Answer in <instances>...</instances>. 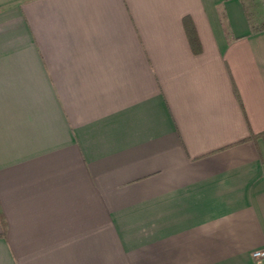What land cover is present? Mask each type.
<instances>
[{
	"label": "crops",
	"instance_id": "obj_1",
	"mask_svg": "<svg viewBox=\"0 0 264 264\" xmlns=\"http://www.w3.org/2000/svg\"><path fill=\"white\" fill-rule=\"evenodd\" d=\"M260 247L264 28L243 0H0V264Z\"/></svg>",
	"mask_w": 264,
	"mask_h": 264
},
{
	"label": "trees",
	"instance_id": "obj_2",
	"mask_svg": "<svg viewBox=\"0 0 264 264\" xmlns=\"http://www.w3.org/2000/svg\"><path fill=\"white\" fill-rule=\"evenodd\" d=\"M243 2H244V7L246 10L248 22L250 24V29L252 31H255V30L264 28V20H258L257 18L258 15H257V11L255 8L258 2L255 0H243ZM185 25H186V29H187L190 41L192 42V44H196L197 40H196L193 27L191 26L190 22L187 20H185Z\"/></svg>",
	"mask_w": 264,
	"mask_h": 264
},
{
	"label": "built area",
	"instance_id": "obj_3",
	"mask_svg": "<svg viewBox=\"0 0 264 264\" xmlns=\"http://www.w3.org/2000/svg\"><path fill=\"white\" fill-rule=\"evenodd\" d=\"M254 257H264V247L256 248L252 251Z\"/></svg>",
	"mask_w": 264,
	"mask_h": 264
}]
</instances>
